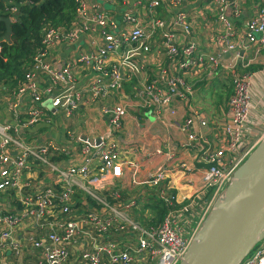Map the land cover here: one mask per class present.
Segmentation results:
<instances>
[{
    "label": "built area",
    "instance_id": "obj_1",
    "mask_svg": "<svg viewBox=\"0 0 264 264\" xmlns=\"http://www.w3.org/2000/svg\"><path fill=\"white\" fill-rule=\"evenodd\" d=\"M78 1L76 21L80 20L81 25L48 30L33 59L36 70L27 76L25 85L16 89V98L31 93L34 102L42 104L43 96L50 97L53 108L71 116L85 100L94 102L112 90H123L125 77L130 73L141 82L139 99L143 106L158 121L162 122L166 114L177 118L178 105L188 106L175 127L186 136L183 149L194 150L196 160L205 164L203 187L182 201L176 194L170 196L168 190L157 194L169 211L158 231L148 230L132 216L133 209L140 205L138 200L110 205L102 196V191L121 177L129 165L122 159L116 141L106 137L99 146L82 142V162L65 168L53 157L70 156L69 147L55 141L35 144L25 135L34 126L52 121L55 113L48 115L36 107L26 114L15 103L11 107L12 123L0 117V195L11 194L22 208L12 213L0 208V264H8L7 253L19 254L29 248L40 253L39 264H68L72 256H77L82 264H181L211 211L223 202L235 172L264 139V112L259 103L252 101L254 74L240 73L247 64L244 53L251 48L259 52L264 49V1L256 3L247 16L243 11L246 0H206V10L197 13L181 10V0H138L133 6L126 1L128 10L122 15L121 26L108 14L91 12L86 0ZM101 1L119 4V0ZM164 5L177 14L160 17L158 10ZM84 33L91 35L96 50L50 69L52 50L60 43H76ZM201 37L206 38V47L213 53L201 47ZM152 50L163 52L168 63H160L155 80L150 75L140 78L143 70L135 57ZM112 55L119 59L109 65ZM81 66L91 67L96 77L84 91H77L76 74ZM42 72L51 78L50 86L44 89L36 83ZM183 72L191 73L193 79L186 78ZM221 73L229 74L233 92L227 104L221 106V118L213 117L211 123V117L190 102L200 83ZM55 91L58 95H54ZM104 113L110 116L114 135L121 133L126 110L116 106ZM220 119L222 122L216 127ZM219 137L225 146L215 148L212 144ZM174 158L172 155L170 160ZM175 169L195 170L183 162L179 168L166 166L147 180L132 183L155 188L167 182V173ZM79 193L99 203L101 211L89 210L70 220H51L58 215H71ZM113 195L120 197L118 191ZM116 225L121 236H129L130 229L136 244L123 249L107 239ZM241 264H264V237Z\"/></svg>",
    "mask_w": 264,
    "mask_h": 264
},
{
    "label": "crops",
    "instance_id": "obj_2",
    "mask_svg": "<svg viewBox=\"0 0 264 264\" xmlns=\"http://www.w3.org/2000/svg\"><path fill=\"white\" fill-rule=\"evenodd\" d=\"M126 1L133 6L138 0H119L118 6L112 5L111 9H107V6H105L107 2L105 1L86 0L91 12L94 14H108L120 26L123 13L128 10L125 4ZM205 1L206 0H181L180 9L189 13H197L206 10L203 4ZM260 1L264 0H246L243 6V11L248 13L246 16L250 15L253 6ZM158 14L163 18H168V16L172 18L177 12L169 11L168 6L164 5L158 10ZM80 22V20H77L73 24V27L76 24H80ZM208 30L209 27L205 28L206 32H208ZM118 33L119 32L115 35H118ZM198 35H201V33H198ZM90 37L91 35L89 33H84L74 44H58L52 50L51 64H49L50 69H55L58 66H65L68 62L82 54L93 53L96 50V45H92ZM205 39L204 37L199 39L201 47H203L206 52L213 53L210 47H206L208 43ZM153 47L155 50L157 45L154 44ZM154 50L149 54H143L141 52L139 56L135 57L137 59L136 63L140 65L143 70L139 76L140 78L150 75V78L155 80L161 65H166V63H168L163 52L158 54V52ZM118 59L119 56L117 55L110 56L108 60L109 65L117 62ZM243 61L244 63L248 64L250 62V64H252L251 67L248 66V68L245 69V71L252 69L251 73L254 74L252 79V101L256 105L259 103V106L264 112V49L259 52L255 48H251L244 53ZM183 73L186 78L188 77L190 80L193 79L191 73ZM202 76L205 78L206 72L202 73ZM95 77L96 75L91 67L81 66L76 74V90L84 91L90 86V83L94 81ZM229 79L230 76L227 73L209 77L205 82L198 85L196 94L192 96L190 105L208 114L211 117V123L214 120L213 117L222 116L221 106L229 98L228 90H225L227 88L226 85H230L232 88ZM50 82L51 78L47 72H42L36 80L40 89H44L45 86L49 87ZM211 87L218 92L215 96H213L210 91ZM141 90L142 86L139 78L127 73L123 90H112L108 93V96L94 102L85 100L84 104H82L71 116L65 114L61 109L57 110L53 108L50 97L43 96V103L37 104L34 102V97L31 93L23 95L20 98H16V91H14L12 95L3 93L0 94V117L4 121L12 123L14 115L11 111V107L15 103H18L21 110H24L26 114L28 110L36 107L43 108L48 115H53L55 113L53 117L56 121H54L53 118L50 122L40 123L31 128L28 132L26 131L27 133H25V135L30 142L35 144L55 141L58 144L69 147L71 149L70 156L53 157L56 158V160H54L55 162L61 163L65 168L70 165H78L82 162V157L79 155L82 144H85L82 142H86L93 146H99L101 139L106 137L108 141H116L122 159L128 162L129 165L125 167L123 175L116 178L110 187L102 191V194L110 193L113 195L114 191H118L120 196L122 194L120 199L123 202H128L133 199L138 200L140 205L134 208L132 213L138 220H147V217L150 218V214H144L142 212V207L145 208L146 205L151 204L150 200L152 201V196H149L148 192L151 193V189L153 188L148 186L147 190H141L145 186H135L132 183L134 180L144 181L147 180L151 174L162 170L166 166L179 168L181 163H187L190 167H194L195 170L192 172H185L175 169L172 172H168L166 176L170 187L178 196V199L182 201L186 197L195 195L203 187V169L205 168V164L196 160L194 150L193 153L192 149L191 152L183 149L182 145L186 143V136L175 127L177 121L181 122L184 114L187 113L188 106L179 104V115L177 118L170 114H166L163 116L162 122H160L152 115L150 109L143 106L142 101L139 99ZM221 90L224 91L220 93ZM224 92L226 93L223 94ZM54 95H58V91H55ZM223 95L224 100H219V97ZM116 106H122L127 114L123 121L122 132L114 135L111 128L110 116L105 114L104 111L105 109H111ZM221 122L220 119L215 126L217 127ZM263 123L264 116L261 119V124L263 125ZM198 130L204 132V130L199 127ZM211 137L213 136H210V138ZM212 145L215 148H222L225 146L221 137L217 138ZM158 151L160 154L157 153ZM75 153L77 155H74ZM172 155H174L175 158L170 160ZM41 178H43V176L39 177V179ZM139 190H141L140 194L136 192ZM8 200L9 199L5 197L0 202L2 211L6 212V208H9L10 212H15L16 208L19 209L18 205L13 206ZM97 211H101V208ZM81 213L83 212L81 211ZM21 239H23V237ZM133 241L136 244V241ZM12 254L13 252L5 255L8 264H10V260L7 255L12 256ZM34 254L39 258L40 262V253L35 251ZM77 259L78 257L76 256L75 260ZM33 263L36 262L33 261Z\"/></svg>",
    "mask_w": 264,
    "mask_h": 264
},
{
    "label": "trees",
    "instance_id": "obj_3",
    "mask_svg": "<svg viewBox=\"0 0 264 264\" xmlns=\"http://www.w3.org/2000/svg\"><path fill=\"white\" fill-rule=\"evenodd\" d=\"M78 6V0H0V94L12 95L18 87L26 84L27 76L36 70L33 59L42 47L45 34L51 28L69 29L76 21ZM12 9H15V11H12ZM3 19H10L12 22L10 41L5 40L7 25ZM225 90H228V96L232 95L233 87L229 86ZM53 160H56V158H53ZM147 187L145 186L141 190H147ZM169 187L168 182H165L151 189V193L148 192L149 196H152V201L150 200L151 204L146 205L145 208L142 207V212L144 214L149 213L150 218L147 217V220L136 218L144 228L158 231L162 227L169 210L167 203L160 201L157 194L168 190L170 192L168 194L174 196L175 192L170 190ZM141 190L136 192L140 194ZM102 196L108 204L116 205L118 201H121L122 194L117 199L110 193ZM5 197L9 199L8 201L13 206L18 205L19 209L22 208L11 194L0 195V202ZM76 203L77 205L72 209L71 215H58L55 218L52 217L51 220H58V218L70 220L78 217L81 211L87 213L89 210L102 209L99 203L91 198H86L83 193L76 196ZM58 211L59 208H56L55 213L57 214ZM7 212H10L9 208H6L5 213ZM132 216L135 215L132 213ZM127 231L130 232L129 236L125 234L121 236L119 226L116 225L111 228L106 236H108L107 239L114 240L123 246V249H127L131 244H135L134 238H132L133 233L130 229ZM34 252L35 250L29 248L25 252L13 253L12 256L7 255V257L10 264H38L40 263L39 258ZM75 257L72 256L68 264H82L79 259L75 260ZM33 261L36 263H33Z\"/></svg>",
    "mask_w": 264,
    "mask_h": 264
},
{
    "label": "water",
    "instance_id": "obj_4",
    "mask_svg": "<svg viewBox=\"0 0 264 264\" xmlns=\"http://www.w3.org/2000/svg\"><path fill=\"white\" fill-rule=\"evenodd\" d=\"M6 41L12 34L11 20ZM264 237V139L237 169L181 264H241Z\"/></svg>",
    "mask_w": 264,
    "mask_h": 264
},
{
    "label": "rangeland",
    "instance_id": "obj_5",
    "mask_svg": "<svg viewBox=\"0 0 264 264\" xmlns=\"http://www.w3.org/2000/svg\"><path fill=\"white\" fill-rule=\"evenodd\" d=\"M105 6H107V9H111V6H112V5L109 4V3H106ZM248 66L251 67L252 64H250V62H249L248 64H246V66H245L244 68H241L240 73L243 72V73H245V74H252V73L249 72V71H245V69H247ZM238 68H239V67H238ZM229 86H230V85H226L227 88H229ZM210 91H211V93H212L213 96H215V94L218 93L217 90H213V87H211V90H210ZM223 91H224V90H221L220 93L223 92ZM232 91H233V90H232ZM211 93H210V97H211ZM225 93H226V92H224L223 94H225ZM230 97H231V96H229V98H230ZM216 98H217V97H216ZM229 98L225 101L226 104H227ZM219 100H222V101H223V100H224V95L221 96V97H219ZM225 103H224V104H225ZM212 111H213V109H212ZM213 112H214V111H213ZM213 115H218V114H213ZM54 121H56L55 118H54Z\"/></svg>",
    "mask_w": 264,
    "mask_h": 264
}]
</instances>
